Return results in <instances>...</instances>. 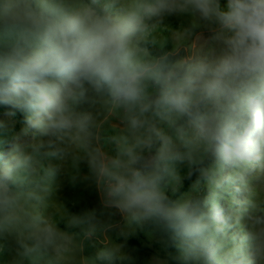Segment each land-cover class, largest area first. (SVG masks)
<instances>
[{"label":"clouds","instance_id":"1","mask_svg":"<svg viewBox=\"0 0 264 264\" xmlns=\"http://www.w3.org/2000/svg\"><path fill=\"white\" fill-rule=\"evenodd\" d=\"M172 15L189 26L154 53ZM201 28L215 45L181 55ZM0 104L26 125L0 163L12 264H130L106 234L87 250L111 227L95 211L53 198L58 175L75 182L82 163L121 235L147 228L161 245L152 264H264V0H0ZM185 162L206 197L169 196Z\"/></svg>","mask_w":264,"mask_h":264},{"label":"rangeland","instance_id":"2","mask_svg":"<svg viewBox=\"0 0 264 264\" xmlns=\"http://www.w3.org/2000/svg\"><path fill=\"white\" fill-rule=\"evenodd\" d=\"M104 2L105 0H99V5L103 7ZM221 3L225 4L226 0H221ZM188 26L189 19L187 17L172 15L164 19L161 25V32L162 35L167 37L168 41L171 42L173 32L182 31ZM213 35L214 33L207 28L194 30L192 36L187 40L189 47L181 52H183L184 55H193L196 58L205 56L215 45V42L212 39ZM157 45L159 46V44ZM85 107L87 108L90 106L85 105ZM91 110L95 111L94 108ZM17 111L19 114L9 116L8 113L12 111L0 109V124L5 125V127H0V149L4 152V159L16 143L13 139L14 134L20 133V131L26 126L24 122V114L19 110ZM112 123L118 122L112 121ZM31 140L32 135L30 133L28 136H22L19 142L21 144H26ZM49 163L55 165L58 164L59 161L52 159ZM189 171L190 168L186 162L177 163L176 172L181 178V182ZM88 175L89 170L84 163L80 165V176L75 182H73L68 175L61 173L58 175L53 185V198L62 203L72 214H83L88 211H95L97 219L101 224L111 226L106 233L97 231L96 234L91 237L93 241L96 240V243H94L96 245V250H99L104 246L103 239L106 234L116 242L125 245V250L131 257L130 264H152L153 257L157 255L164 257L165 253L161 245L154 237L149 236L148 229L137 227L135 231L127 237L121 235V229L123 227L121 216L116 213L114 209L104 208L95 184L90 179H85ZM198 182L193 184L190 190L186 193L197 195L204 192L207 196L208 189L204 180ZM238 198H243V194H238ZM229 232L230 234L239 233V229L233 227ZM130 239H136L139 246L128 245L126 242ZM16 259H19V249L16 244L9 240L0 239V264H12ZM24 264H27V261H25Z\"/></svg>","mask_w":264,"mask_h":264},{"label":"trees","instance_id":"3","mask_svg":"<svg viewBox=\"0 0 264 264\" xmlns=\"http://www.w3.org/2000/svg\"><path fill=\"white\" fill-rule=\"evenodd\" d=\"M100 7H102V6H100ZM172 47H173V45L171 44V42H168L164 46L163 49H161L160 46H158V45L153 46V51H154V53H160L162 51H170L172 49ZM181 55H184L183 52H181ZM0 109L15 112L16 115L19 114V112L16 109L11 108L10 106L0 104ZM4 157H5L4 152L0 149V163H3ZM190 172H191V174H190ZM202 180H203V178L200 176L198 171H196L194 169H190L189 173L182 180L181 185L178 188V190L175 193H173L172 191H169L168 194L171 198L178 199L182 194L188 192L193 184H195L198 181H202ZM197 196H200L201 198H203V197H206V194L204 192H201V193L197 194ZM60 226L63 227L64 225L61 224ZM94 243H96V240L93 241L92 238H90V240L88 241V249H87L88 251H92V252L96 251V245ZM126 243L130 246H139V243L136 239H130ZM170 251L175 252V249L174 248L170 249Z\"/></svg>","mask_w":264,"mask_h":264}]
</instances>
